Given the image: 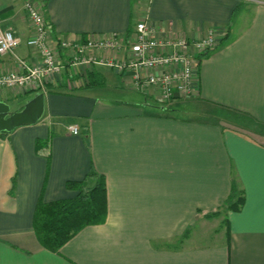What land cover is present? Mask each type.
I'll return each instance as SVG.
<instances>
[{
	"label": "crops",
	"instance_id": "0c3cea01",
	"mask_svg": "<svg viewBox=\"0 0 264 264\" xmlns=\"http://www.w3.org/2000/svg\"><path fill=\"white\" fill-rule=\"evenodd\" d=\"M25 1L0 0V24L20 39L15 55L30 64L36 56L25 46L32 35ZM33 1L53 41L117 34L123 50L142 20L158 41L199 40L212 30L216 45L202 57L198 94L187 103L237 116L250 129L162 112L151 105L159 103L152 92L132 89L130 73L111 70L113 77L101 65L77 81L92 72L103 87L113 80L131 92L127 100L80 95L95 88L67 93L76 87L65 68L57 87L0 90L3 103L45 95L36 124L0 135V264H264V137L257 134L264 132V0H146L143 7L136 0ZM15 69L12 55L0 56V75ZM70 124L79 135L68 133ZM40 140L46 144L38 148ZM91 169L106 179L104 224L82 229L58 253L44 249L32 227L38 200L72 197L66 182ZM233 184L241 207L226 212V233H207L211 221L203 215L221 207Z\"/></svg>",
	"mask_w": 264,
	"mask_h": 264
},
{
	"label": "built area",
	"instance_id": "2783aa9c",
	"mask_svg": "<svg viewBox=\"0 0 264 264\" xmlns=\"http://www.w3.org/2000/svg\"><path fill=\"white\" fill-rule=\"evenodd\" d=\"M24 9L32 29L25 46L36 56L35 62L28 64L15 55L21 41L11 29H3L0 24V56L10 54L16 63L15 70L0 75V87L14 91L38 92L46 82L57 87L64 68L70 78L69 85L78 88L82 85L77 81L81 71L101 65L120 74L130 73L132 89L137 92L150 89L155 100L169 105L174 100L194 98L198 94L199 64L203 55L216 45L212 30L199 40L181 36L158 41L147 20L135 25V40L123 50L117 34L89 37L85 41L61 36L53 41L40 6L26 0ZM67 131L74 136L80 134L73 124L67 126Z\"/></svg>",
	"mask_w": 264,
	"mask_h": 264
},
{
	"label": "trees",
	"instance_id": "16d2710c",
	"mask_svg": "<svg viewBox=\"0 0 264 264\" xmlns=\"http://www.w3.org/2000/svg\"><path fill=\"white\" fill-rule=\"evenodd\" d=\"M206 55L208 53L203 56ZM82 77H84V83L81 87L84 89L104 85L103 78L92 72H86ZM174 102L175 100L172 101ZM172 103L169 105L160 103L161 107L157 109L168 112ZM3 134L6 133H0V135ZM83 137L87 141L88 133H85ZM44 144H46L44 141H37L38 148L39 145ZM65 187L67 190L74 191L72 197L51 202H44L40 197L33 215L32 227L38 243L44 249L54 253H58L64 244L82 229L104 224L107 216V191L104 175L91 169L83 179L67 181ZM242 199V193L233 184L221 207L204 217L215 215V213H224L226 216L227 211H236L241 207ZM225 222L227 227L226 218ZM186 233L187 231L184 236Z\"/></svg>",
	"mask_w": 264,
	"mask_h": 264
},
{
	"label": "rangeland",
	"instance_id": "374dc122",
	"mask_svg": "<svg viewBox=\"0 0 264 264\" xmlns=\"http://www.w3.org/2000/svg\"><path fill=\"white\" fill-rule=\"evenodd\" d=\"M136 1H140L141 7H143V4L145 3L146 0H136ZM135 2V0H134ZM142 20V19H141ZM143 21V20H142ZM140 22V21H138ZM135 28V27H134ZM103 71H106L107 73H111V75H113V77H115V72L112 74L111 69H107V68H102ZM113 71V70H112ZM110 82L108 84H106L105 87L103 86H99V87H95V89H88L85 90V94H83L84 92H80V95H86L89 97H95V99L98 100H107V101H114V100H123L126 99L127 100V96L131 93L129 91L126 90H121L118 89L116 87H114L113 80H109ZM7 88L4 87H0V90H5L6 91ZM7 90H11V89H7ZM65 90V89H64ZM84 90L82 89V87H78L76 89L73 90H68L69 92L67 93H71L72 95H76V91H81ZM134 90V89H133ZM12 91V90H11ZM24 91V90H23ZM28 91V90H26ZM90 91V93L88 92ZM92 91V92H91ZM135 91V90H134ZM141 93H151L152 91L149 89H146L145 91H140ZM78 93V92H77ZM92 93V94H91ZM136 93V92H135ZM36 94V93H34ZM34 94H29V95H23V96H17V97H10L8 99H5L6 104L10 107V111L11 112H16V111H20V109L25 105V103L31 99L33 97ZM137 95H139V93H136ZM18 94H15V96ZM133 99H138L139 101L142 100V96H138V98L136 97H132ZM131 99V100H133ZM188 98L185 99H179V100H175V104L173 105L172 110L168 111L169 114L177 117V118H183V119H190V120H195L196 118L198 119H202L204 121H214L217 122L218 120L220 121H225L227 127H233V126H237L238 129H242L245 131H249L250 128H244L243 126H241V120L239 117L237 116H233L229 114H225V112L219 111V110H212L206 108V109H201L198 106H195L193 103H187L188 101L186 100ZM71 102L73 103V101L71 100ZM142 103L143 100H142ZM141 102H139L140 105H143ZM151 104V103H150ZM151 105H154L157 108H160V104L157 102H152ZM170 107V106H169ZM207 114V115H206ZM234 124V125H232ZM234 128V127H233ZM261 138L264 137V132H260L257 133ZM210 214V213H209ZM205 215H203L204 217ZM205 220H208L211 224L207 227H205V230L210 231V233H219L220 231H227V227H226V222H225V218L226 216H224V213H215V215L209 216V217H204ZM199 228V227H198ZM201 231V230H200ZM204 231V230H203ZM203 231L198 235V237H203L202 233ZM193 230H190L188 233L185 234V236L183 237V239H185V237L187 238L188 235H190V233L192 234ZM212 234H209L212 236ZM222 239V237H221ZM203 240V243L208 242L210 239L206 240V239H201L200 241Z\"/></svg>",
	"mask_w": 264,
	"mask_h": 264
},
{
	"label": "water",
	"instance_id": "95a60500",
	"mask_svg": "<svg viewBox=\"0 0 264 264\" xmlns=\"http://www.w3.org/2000/svg\"><path fill=\"white\" fill-rule=\"evenodd\" d=\"M44 101V93H36L16 112H11L10 107L0 101V133H10L16 128L36 124L43 116Z\"/></svg>",
	"mask_w": 264,
	"mask_h": 264
}]
</instances>
